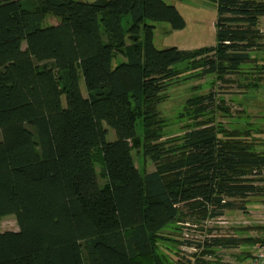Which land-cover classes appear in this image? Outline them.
Segmentation results:
<instances>
[{
  "label": "trees",
  "instance_id": "1",
  "mask_svg": "<svg viewBox=\"0 0 264 264\" xmlns=\"http://www.w3.org/2000/svg\"><path fill=\"white\" fill-rule=\"evenodd\" d=\"M215 3V45L159 49L156 23L186 26L164 0H0V220L18 223L0 230V264H208L221 248L264 244L243 227L205 234L264 194L252 124L226 127L216 113L229 107L213 91L187 99L178 135L159 109L183 76L214 84L264 73L253 55L264 51V0ZM24 63L31 70L15 74ZM260 75L244 86L257 88ZM198 228L203 240L177 238ZM255 253L215 264H249Z\"/></svg>",
  "mask_w": 264,
  "mask_h": 264
},
{
  "label": "rangeland",
  "instance_id": "2",
  "mask_svg": "<svg viewBox=\"0 0 264 264\" xmlns=\"http://www.w3.org/2000/svg\"><path fill=\"white\" fill-rule=\"evenodd\" d=\"M77 1L91 2L93 0ZM164 1L177 8L184 17L186 26L183 29L174 30L168 23H156L154 44L157 48L164 49L177 46L182 49H195L216 44L215 22L217 19V8L215 0ZM128 19L131 20V15L128 16ZM46 21L51 24L57 22V19L50 16ZM125 23L126 19L124 20ZM253 55H256V53L253 52ZM122 59L120 57L118 60ZM19 67L15 74L29 72L32 65L24 63ZM259 75V73L252 70L239 76L237 74L229 76L228 78L231 80L227 82L216 81L214 84L211 83L215 77L213 75L201 78H186V76H183L163 93L164 100L159 105L160 112L171 121L178 120L177 116L184 111L187 99L196 94H205L213 91L217 93V102L219 99H223L226 106L229 107L227 116H224L219 111L216 113L218 120L222 121L228 128L235 126L244 129L252 124L249 127L252 128L253 135L259 139V142L264 143V73L260 75L262 81L259 82L257 88L248 89L244 86L248 80H252L254 76ZM240 83H243V86H240ZM80 84L85 94L83 79ZM220 93L223 94L219 95ZM187 123H190V121H175L167 127V131L172 135H178L184 131L183 125ZM256 129H260L261 132L259 134L256 133ZM108 130V140H115L117 138L115 131L109 127ZM134 157L138 168L143 169L144 160L142 156L134 152ZM146 169L148 171L154 169V164L150 160H146ZM209 225L211 231H207L205 234L233 235L237 233V229L243 227L244 229L246 228V230L241 232L243 237L259 239V236L264 235V194L249 198L245 212L239 210L230 211L222 220L216 219L211 221ZM17 229L18 223L15 215H7L0 220L1 231ZM183 233L180 237H177L178 235L176 234V237L182 239L183 236H188L203 240L204 236V232L199 228L197 231L185 229ZM257 245L258 243L242 244V246L237 248H221L216 252V256H207L206 259L209 261L208 264H215L218 260H222V262L236 261L241 259L246 250L251 251L253 255L257 250Z\"/></svg>",
  "mask_w": 264,
  "mask_h": 264
},
{
  "label": "built area",
  "instance_id": "3",
  "mask_svg": "<svg viewBox=\"0 0 264 264\" xmlns=\"http://www.w3.org/2000/svg\"><path fill=\"white\" fill-rule=\"evenodd\" d=\"M224 217L218 218L222 220ZM249 264H264V244L260 245L257 248V251L255 253V256L253 259L250 261Z\"/></svg>",
  "mask_w": 264,
  "mask_h": 264
},
{
  "label": "crops",
  "instance_id": "4",
  "mask_svg": "<svg viewBox=\"0 0 264 264\" xmlns=\"http://www.w3.org/2000/svg\"><path fill=\"white\" fill-rule=\"evenodd\" d=\"M259 28L262 31L263 35H264V16H261L259 18ZM262 43H264V38L262 39ZM254 53H256L257 56H258V54H260L259 57H260V59L262 61V58L261 57L264 56V51L263 50H260V51L254 52Z\"/></svg>",
  "mask_w": 264,
  "mask_h": 264
}]
</instances>
